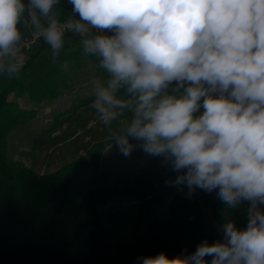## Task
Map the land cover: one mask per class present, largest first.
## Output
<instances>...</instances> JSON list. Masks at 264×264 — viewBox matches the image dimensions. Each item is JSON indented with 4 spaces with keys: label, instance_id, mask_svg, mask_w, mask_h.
<instances>
[{
    "label": "clouds",
    "instance_id": "1",
    "mask_svg": "<svg viewBox=\"0 0 264 264\" xmlns=\"http://www.w3.org/2000/svg\"><path fill=\"white\" fill-rule=\"evenodd\" d=\"M69 3L79 19L61 23L59 0H0V73L12 78L24 67L21 28L43 37L54 61L65 31L79 34L84 53L100 57L108 74L95 82L91 107L109 126L112 145L129 156L134 138L175 173L165 185L189 196L218 189L230 208L249 202L245 228L229 220L221 239L191 254L137 260L264 264V0ZM126 116L113 131L112 122Z\"/></svg>",
    "mask_w": 264,
    "mask_h": 264
},
{
    "label": "trees",
    "instance_id": "2",
    "mask_svg": "<svg viewBox=\"0 0 264 264\" xmlns=\"http://www.w3.org/2000/svg\"><path fill=\"white\" fill-rule=\"evenodd\" d=\"M54 10L59 19L71 14L79 19L69 0H59ZM68 38L77 48L60 60L47 61L31 78L12 77L0 84V264H142L137 257L164 252L175 258L184 250L193 253L205 240L214 243L229 220L245 228L249 202L242 200L230 208L217 196L218 189L195 190L191 196L187 189L178 191L163 216L109 181L95 159L80 158L55 171L40 172L10 157L9 135L38 115L37 109L24 107L17 98L28 96L41 103L58 98L69 86L63 65L84 51L79 34L65 33L64 40ZM45 44L43 38L41 50ZM40 51L25 57L22 70ZM91 56L100 63V57ZM94 99L95 95L76 98L75 104L88 105ZM69 111L70 118L77 110ZM67 112L56 115L55 121Z\"/></svg>",
    "mask_w": 264,
    "mask_h": 264
},
{
    "label": "rangeland",
    "instance_id": "3",
    "mask_svg": "<svg viewBox=\"0 0 264 264\" xmlns=\"http://www.w3.org/2000/svg\"><path fill=\"white\" fill-rule=\"evenodd\" d=\"M32 31L34 30L22 29V39L28 37ZM40 48V45H36L23 54L29 57L37 54ZM76 48L77 44L72 39H65L64 47L54 61L50 45L46 43L31 65L16 78H31L43 69L47 61L56 62ZM63 68L69 74L70 82L58 98L41 103L32 101L28 96L17 98L24 107L37 109L38 115L26 124L18 125L11 132L8 137L10 157L13 160L21 159L26 166L40 172L55 171L60 166L80 158L95 159L100 172L109 181L128 191L133 198L144 201L148 207L156 208L163 216H167L170 198L181 191L164 183L169 177L174 179L175 173L162 166L161 158L145 153L134 138L129 139L137 147L129 156H124L114 146V142L112 145L113 137L109 126L100 120L91 107L92 103L80 107L75 104L76 98L94 96L95 82H106L107 72L100 67V63H96L91 54L86 53L67 60ZM9 79L0 73V84ZM175 86L176 82H173L169 90ZM71 109L77 111L69 118ZM65 111H68L64 115L66 119L60 124L64 119L61 116L59 122H56V115ZM202 112L201 108L197 115ZM126 123L127 116L118 118L112 122L111 128L118 131ZM196 190L206 192L199 188Z\"/></svg>",
    "mask_w": 264,
    "mask_h": 264
},
{
    "label": "built area",
    "instance_id": "4",
    "mask_svg": "<svg viewBox=\"0 0 264 264\" xmlns=\"http://www.w3.org/2000/svg\"><path fill=\"white\" fill-rule=\"evenodd\" d=\"M68 18H64V19H60L61 23H66ZM92 31H96L95 29H93ZM72 32L70 30H66L65 33H69ZM104 33H106L107 35L112 34L113 32L109 31V30H105ZM43 39V37H39L36 35L35 31H32L31 34L22 39V52H27L30 51L34 46L38 45L41 40Z\"/></svg>",
    "mask_w": 264,
    "mask_h": 264
},
{
    "label": "crops",
    "instance_id": "5",
    "mask_svg": "<svg viewBox=\"0 0 264 264\" xmlns=\"http://www.w3.org/2000/svg\"><path fill=\"white\" fill-rule=\"evenodd\" d=\"M110 35H114V33L110 34Z\"/></svg>",
    "mask_w": 264,
    "mask_h": 264
}]
</instances>
